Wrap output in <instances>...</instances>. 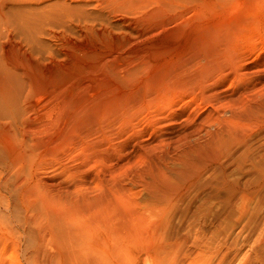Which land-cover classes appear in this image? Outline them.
Here are the masks:
<instances>
[{
  "label": "rangeland",
  "instance_id": "rangeland-1",
  "mask_svg": "<svg viewBox=\"0 0 264 264\" xmlns=\"http://www.w3.org/2000/svg\"><path fill=\"white\" fill-rule=\"evenodd\" d=\"M67 1L76 13L83 9V22L59 26L52 41L40 37L39 51L22 46L14 54L7 45L2 54L16 61L23 81L11 83L12 114L23 113L27 101L33 128L24 135L2 117L0 141L10 157L14 148L37 156L40 193L70 189L81 179L78 167L92 192L116 168L124 181L156 173L161 158L214 109L264 100V0ZM16 165L31 167L23 155ZM3 192L12 203V191ZM22 234L14 221L0 220V264L30 263L34 249L43 254L33 263L47 264L48 246Z\"/></svg>",
  "mask_w": 264,
  "mask_h": 264
},
{
  "label": "bare ground",
  "instance_id": "bare-ground-1",
  "mask_svg": "<svg viewBox=\"0 0 264 264\" xmlns=\"http://www.w3.org/2000/svg\"><path fill=\"white\" fill-rule=\"evenodd\" d=\"M74 8L67 0H0V118L24 135L33 128L30 106L25 101L24 112L12 114L10 86L23 81L14 72L16 61L2 54L7 45L14 54L22 46L35 52L40 37L52 41L59 26L82 21V8ZM242 100L194 125L160 157L156 173H132L124 181L116 168L95 192L78 167L81 179L70 189L40 193L37 156L14 148L10 157L0 141V220L14 221L20 235L48 246L42 255L47 264H124L130 253L131 264H264V100ZM22 155L28 170L16 165ZM141 191L147 194L143 203ZM38 251H30L27 264L38 262Z\"/></svg>",
  "mask_w": 264,
  "mask_h": 264
}]
</instances>
